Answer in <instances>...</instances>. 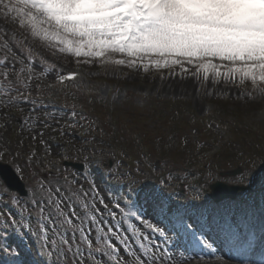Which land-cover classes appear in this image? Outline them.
I'll return each instance as SVG.
<instances>
[{
    "label": "snow or ice",
    "instance_id": "obj_1",
    "mask_svg": "<svg viewBox=\"0 0 264 264\" xmlns=\"http://www.w3.org/2000/svg\"><path fill=\"white\" fill-rule=\"evenodd\" d=\"M0 18L15 26L10 35L0 30V166L23 183L16 191L0 182V264H188L205 260L203 249L214 264H264V197L258 232L248 206L242 210L247 231L226 223L233 255L221 254L207 235L215 230L213 215L192 217L170 203L191 191L203 208L206 186L218 174L210 171L194 189L185 169L165 170L167 161L157 166L145 159L139 132L132 143L141 154L134 156L124 147L132 129L116 96L110 110L104 98L99 113L73 104L66 119L50 101L33 97L34 86L40 96L53 94L41 87L50 75L55 82L47 87L65 95L79 90L82 77L38 57L35 45L74 59L77 68L169 69L171 75L178 67L202 88L223 80L251 99L264 97V0H0ZM234 158L241 171L226 174V182L247 186L257 169L264 171V123ZM13 234L31 238L29 251L36 245L31 260L7 242Z\"/></svg>",
    "mask_w": 264,
    "mask_h": 264
},
{
    "label": "rangeland",
    "instance_id": "obj_2",
    "mask_svg": "<svg viewBox=\"0 0 264 264\" xmlns=\"http://www.w3.org/2000/svg\"><path fill=\"white\" fill-rule=\"evenodd\" d=\"M4 29H7L10 35L15 30V26L6 24L0 18V30ZM33 47L34 52L38 53V57L44 56L49 63L56 64L57 68H63L64 71L68 69L82 70L86 75L85 78L78 80L80 84L82 83V90L80 89L77 92V89L73 88L69 94H63L62 98H58V103L55 104L57 106L49 100V97L38 95L35 86L33 90L34 98L50 101L54 105V110H59V114L66 119L67 113L73 104L77 108L81 106H78L81 102L89 104V107H84L86 111L91 114L93 109H95L96 113H99L103 107L102 101L104 98L109 101L106 110H110L113 107L111 103L113 96L118 97L117 111L129 122L132 129L128 134V140L125 142L124 147L128 148L129 151L131 149L135 150L136 155H140L139 148H136L134 143H132V136L135 132H139L140 135L145 136L147 139L144 137V143L146 140V144L151 146L153 159L151 162L157 166H164V162L167 161L165 170L174 168L176 161H178L179 165L176 167L179 168L181 166L185 170L187 169L186 167L190 168L191 164L197 166L198 163H208L203 177H207L211 171L220 176L219 181L231 185L232 183L226 182L224 179L225 175L222 177L221 173L231 172L237 168L240 161L234 157L241 151L246 152L248 150L249 142L257 138L261 131V124L264 123V97L256 95L255 99H251L242 94L244 90L238 84L223 80L214 84L210 80L202 88L203 96L198 98L195 91L186 93L175 91V85H178L181 81L180 78L185 75L178 67L172 70L171 75H169V69L150 70L148 73H144L143 71L137 72L123 66L100 70L98 65L87 66L82 64L78 69L75 60L72 58L65 61L62 57L59 59L52 57L46 49H42L38 45ZM43 67L41 65L38 71ZM121 67L124 69L123 78L119 74ZM164 78H166L167 85L171 84L173 90L165 89L161 84ZM54 82L55 77L50 75L44 79L43 85L46 87ZM108 85H111V88ZM41 87L43 86L41 85ZM83 89H86V91ZM249 91H251L250 88ZM73 95L77 99L74 100ZM92 100L95 102L88 103V101ZM66 104H68V110L61 111L59 105L66 106ZM24 107L28 106L24 105ZM12 111L13 113L17 112L15 109ZM174 113L179 114V120L172 119ZM208 123H212V129L207 127ZM217 125H219V131L216 130ZM13 128H17L19 131V123L13 121ZM238 129L239 131L242 129L240 135L236 133ZM173 130H175V136H173ZM221 133H223V136H221ZM9 136L15 139L12 132H9ZM183 136L187 137V144L184 143ZM228 141L229 143L227 144ZM53 143L62 144L63 142L57 140L53 141ZM199 143L201 144L200 146ZM229 145H232L231 149H228ZM221 147L222 149L225 147L224 152L222 151L224 154H218L217 158L216 156L214 157V153ZM145 152L147 153L148 150ZM226 152H228L227 155ZM197 172L198 169L193 171L186 170L183 175H185L188 184H192L190 181L194 180ZM236 175L239 174L237 173ZM228 176L229 178L231 177L230 175ZM250 180L251 183L247 185L248 190L241 194V199L230 202L232 206L257 207L256 205L260 200H258L257 194L260 193L262 197L264 196V171L257 169L250 177ZM0 182H2L1 179ZM150 182L156 183L155 180ZM211 184L206 186L207 190H210ZM176 191H180L179 186H177ZM165 194L169 195L170 193L166 192ZM186 194L191 197L194 195L193 192L187 191L177 197L184 199ZM173 201L174 198L172 197L170 201L172 205ZM199 202L201 201L193 199L189 201L187 207L189 216L195 217L197 211L195 208ZM255 210L257 209L255 208ZM206 211L205 218L210 214V210L206 209ZM215 215L214 218L217 219L219 213H215ZM221 215L223 216L222 213ZM227 216H231L230 220L234 218L231 213H227ZM208 237L210 238V235ZM210 240L214 243V239ZM21 241H24L22 247L24 246L23 253L27 259L28 253L31 252L28 250L31 238L24 236L23 239L19 240V242ZM14 246L17 245L15 244ZM25 249H27L26 254ZM217 249L226 256L233 255L230 252H223L221 249ZM201 254L206 257L205 260L197 258L190 260L188 264H214V260L208 258L211 256L210 250L203 249Z\"/></svg>",
    "mask_w": 264,
    "mask_h": 264
},
{
    "label": "bare ground",
    "instance_id": "obj_3",
    "mask_svg": "<svg viewBox=\"0 0 264 264\" xmlns=\"http://www.w3.org/2000/svg\"><path fill=\"white\" fill-rule=\"evenodd\" d=\"M180 79L181 81L178 83V85H175L176 86L175 91L177 90L182 93L195 91V93L198 95V98L203 96L202 87L199 81H197L195 78L191 77L190 75H184V77ZM164 80L161 82V84L165 87V89L173 90V88L171 87V84L167 85L166 78H164Z\"/></svg>",
    "mask_w": 264,
    "mask_h": 264
},
{
    "label": "water",
    "instance_id": "obj_4",
    "mask_svg": "<svg viewBox=\"0 0 264 264\" xmlns=\"http://www.w3.org/2000/svg\"><path fill=\"white\" fill-rule=\"evenodd\" d=\"M11 176H13V174L11 172L10 173L5 172V177H7L9 185L11 187H15L19 191H23V186H20V185L13 186ZM212 188H213V194L217 199L222 197V196L220 197V195H217V191H219V190H225L227 192V194L223 195V196H231V197H234L237 190H238V188H232V186L226 187V185H223V184H221V185L217 184L216 186H213Z\"/></svg>",
    "mask_w": 264,
    "mask_h": 264
}]
</instances>
